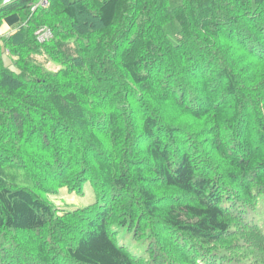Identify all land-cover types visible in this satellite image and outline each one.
I'll list each match as a JSON object with an SVG mask.
<instances>
[{
	"label": "trees",
	"instance_id": "1",
	"mask_svg": "<svg viewBox=\"0 0 264 264\" xmlns=\"http://www.w3.org/2000/svg\"><path fill=\"white\" fill-rule=\"evenodd\" d=\"M33 1L0 6V264H264V0Z\"/></svg>",
	"mask_w": 264,
	"mask_h": 264
},
{
	"label": "rangeland",
	"instance_id": "2",
	"mask_svg": "<svg viewBox=\"0 0 264 264\" xmlns=\"http://www.w3.org/2000/svg\"><path fill=\"white\" fill-rule=\"evenodd\" d=\"M5 62L8 64L7 60H5ZM48 200L58 209H79L94 203L97 200V197L93 193L90 184L87 182L83 186L81 193L75 194L73 192L67 191L66 189H62L56 196H49ZM119 239L123 244L129 246L130 239L127 234L120 233ZM139 249L138 247L133 246L134 252L138 253Z\"/></svg>",
	"mask_w": 264,
	"mask_h": 264
},
{
	"label": "built area",
	"instance_id": "3",
	"mask_svg": "<svg viewBox=\"0 0 264 264\" xmlns=\"http://www.w3.org/2000/svg\"><path fill=\"white\" fill-rule=\"evenodd\" d=\"M13 1L14 0H0V6H7L11 4ZM30 6L32 10H35L38 8L44 9L48 6V0H34L32 3H30ZM35 35H36L37 41L39 43H43L51 38V31L46 27H42L36 31Z\"/></svg>",
	"mask_w": 264,
	"mask_h": 264
},
{
	"label": "crops",
	"instance_id": "4",
	"mask_svg": "<svg viewBox=\"0 0 264 264\" xmlns=\"http://www.w3.org/2000/svg\"><path fill=\"white\" fill-rule=\"evenodd\" d=\"M19 21V16L16 13H12L4 17L0 25V37H8L14 34Z\"/></svg>",
	"mask_w": 264,
	"mask_h": 264
}]
</instances>
